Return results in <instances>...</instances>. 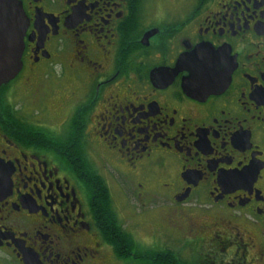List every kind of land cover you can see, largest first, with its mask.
<instances>
[{
    "label": "flooded vegetation",
    "instance_id": "flooded-vegetation-1",
    "mask_svg": "<svg viewBox=\"0 0 264 264\" xmlns=\"http://www.w3.org/2000/svg\"><path fill=\"white\" fill-rule=\"evenodd\" d=\"M18 1L0 264H264V0Z\"/></svg>",
    "mask_w": 264,
    "mask_h": 264
},
{
    "label": "water",
    "instance_id": "water-1",
    "mask_svg": "<svg viewBox=\"0 0 264 264\" xmlns=\"http://www.w3.org/2000/svg\"><path fill=\"white\" fill-rule=\"evenodd\" d=\"M26 24L18 0H0V85L13 79L22 66Z\"/></svg>",
    "mask_w": 264,
    "mask_h": 264
},
{
    "label": "rangeland",
    "instance_id": "rangeland-1",
    "mask_svg": "<svg viewBox=\"0 0 264 264\" xmlns=\"http://www.w3.org/2000/svg\"><path fill=\"white\" fill-rule=\"evenodd\" d=\"M112 195H113V198H114V201H115V204L118 206V208L119 209H121L122 210V213L126 216V217H128V218H135L136 220H138V222H139V220L142 222V220H144V221H146V223H150L152 226L153 225H155L156 224V222H155V217H153V219H151L150 220V216H152V215H154V216H156L157 217V215H158V213H155V211L154 212H152L151 214H148V215H145V216H142L141 214H140V212H141V209H139V207L136 205V203L135 202H133V203H131V206H130V208H131V210H127L124 206H122V204H123V201H122V198L119 196L118 197V193H117V191H115V189L113 188L112 189ZM122 203V204H121ZM129 212V213H128ZM126 213H127V215H126ZM140 215H141V217H140ZM142 217H144V218H142ZM150 220V221H149ZM147 225V224H146ZM147 228V227H146ZM150 228H147V230H144V231H146V232H143V230L141 231V232H138V235H139V237L142 239V237H145L146 239L147 238H149V236H150ZM144 233H147V236L144 234Z\"/></svg>",
    "mask_w": 264,
    "mask_h": 264
},
{
    "label": "trees",
    "instance_id": "trees-1",
    "mask_svg": "<svg viewBox=\"0 0 264 264\" xmlns=\"http://www.w3.org/2000/svg\"><path fill=\"white\" fill-rule=\"evenodd\" d=\"M117 244H118V243L116 242V246H117Z\"/></svg>",
    "mask_w": 264,
    "mask_h": 264
}]
</instances>
